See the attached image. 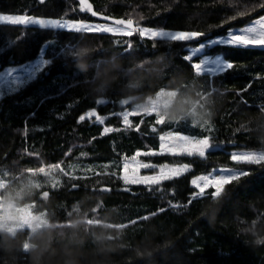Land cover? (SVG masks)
<instances>
[{
	"label": "trees",
	"instance_id": "1",
	"mask_svg": "<svg viewBox=\"0 0 264 264\" xmlns=\"http://www.w3.org/2000/svg\"><path fill=\"white\" fill-rule=\"evenodd\" d=\"M87 2L132 21V35L0 23V70L34 62L42 51L48 62L0 100V198L32 204L46 219L35 230L0 226V264H264V245L244 231L264 234V164L231 158L264 152V47L209 44L264 15V0ZM79 9V0H0V14L104 23ZM143 27L203 35L153 41L141 38ZM215 55L233 67L197 75L191 65ZM133 80L141 87L128 92ZM105 82L106 92L98 91ZM161 91L173 93L171 103L195 100L190 114H136L125 128L123 112L133 106L123 96L143 100ZM204 109L210 121L195 122ZM92 110L103 125L94 117L78 123ZM104 127L120 130L102 135ZM168 132L208 138L211 149L203 157L141 155L157 166L143 174L164 164L190 171L159 185H125L124 160L159 152ZM223 168L242 171L241 178L218 199L208 195L212 188L193 199L191 181Z\"/></svg>",
	"mask_w": 264,
	"mask_h": 264
},
{
	"label": "snow or ice",
	"instance_id": "2",
	"mask_svg": "<svg viewBox=\"0 0 264 264\" xmlns=\"http://www.w3.org/2000/svg\"><path fill=\"white\" fill-rule=\"evenodd\" d=\"M80 2V11L81 12H89L91 15L95 16L97 13L92 10L91 4L87 2V0H79ZM19 17V19H17ZM0 23H9V24H38L41 28L51 27V28H60L66 29L69 31H81L82 29H93V24L89 23H81L74 22L71 20H36L34 18L26 17L25 15H0ZM117 25H123L127 23L128 26L132 25L131 21L125 22L122 20L114 21ZM257 26L246 27L242 31L244 34L242 35H233L231 32L228 34V38L218 39L209 41V44H227L233 46H258L264 45V18H261L256 21ZM107 31H111L113 34H126L132 35L131 32L123 33V29L111 28L107 29ZM139 34L142 39L147 40H159V41H191L203 35L202 33H188L181 31H163V30H154L148 27H143L140 29ZM204 48V45L201 44L198 48H195L193 51V55L199 54L200 51ZM186 60H191V56L185 57ZM47 61L42 62V66L47 65ZM193 70L197 75H201L202 72L211 73L212 75H216L218 73H222L225 69H231L233 67L232 63H225L221 59H202L198 63H193L191 65ZM102 103V102H98ZM95 118V121L99 124L103 125L105 122V118L101 117L97 114L95 110L89 111L86 115H81L78 119V123L83 122L86 118ZM122 122L125 128L133 127L130 116L128 113H124L122 116ZM159 121H157L158 123ZM120 129H115L113 127H104L102 135H106L112 133L114 131H119ZM155 131V129H153ZM173 132H168L165 135H161L159 137L161 141V151L160 152H136L135 155L131 157L132 164L130 165L128 162L123 164V169L125 174L120 176L119 178L124 182L125 185H135V184H145V185H159L163 181L172 180L175 177H179L184 173L190 171V166L188 164H180L178 166H169L168 164H164L159 166V171L153 175H143L139 174L140 169H149L157 167L151 163H142L137 158L141 155H162L165 153L171 155H182L186 154L188 156H200L203 157L205 155V151L211 147L210 140L208 138L204 139H193L187 140L186 136L176 137L174 138ZM177 140H183L189 147H184L183 144L177 143ZM231 158L237 164L244 163L248 165H262L264 164V154H254L250 152H245L243 154H235L233 153ZM131 167V174H128L129 168ZM222 172H231L230 175H200L194 178L191 181L193 187L197 188L193 194V199L197 197H203L206 195V189L214 188L215 191L208 194L213 200L218 199L224 191V188L229 183H232L234 180H238L241 178V175L238 171H233L232 169H227ZM247 173H245L246 175ZM227 177V178H226ZM128 188H125L124 191H128Z\"/></svg>",
	"mask_w": 264,
	"mask_h": 264
},
{
	"label": "rangeland",
	"instance_id": "3",
	"mask_svg": "<svg viewBox=\"0 0 264 264\" xmlns=\"http://www.w3.org/2000/svg\"><path fill=\"white\" fill-rule=\"evenodd\" d=\"M0 15H14V14H0ZM261 18H264V15L252 20L248 25H246L242 28H235V29L230 30L229 32H231L233 35H242V34H244L242 31L244 28L251 27V26H257L256 21L261 19ZM17 19H19V17H17ZM34 19H36V20H41V19H43V20H56V19L41 18V17H34ZM89 24H93V26H94L93 29H82L81 31H104V32L112 33L111 31H107V29L119 27V28L123 29V33L128 32V30L126 28L121 27V26H117V25L105 24V23H89ZM29 26H39V25L38 24H29ZM46 28H51V27H46ZM154 30H162V29H154ZM163 31H171V30H163ZM228 34L224 37H221L220 39L226 40L228 38ZM258 46L264 47V45H258ZM195 48H198V47L190 48L188 56H191L193 58L194 56L198 55V54L193 55V51ZM216 58H219L223 62L228 63L227 61L224 60V58L221 55L202 56L198 62H200L202 59H216ZM42 62H43V51H42L41 55L34 62L8 66V67H4L2 70H0V100L5 94L10 93L13 90H17L20 86H22L23 84L27 83L29 80L34 78L36 76V72L41 67L40 65L42 64ZM198 62H196V63H198ZM202 73H207V72H202ZM172 97H173V93L167 92V91H161L155 96L156 99L152 100L151 102L155 105L158 102L166 99L167 103L170 104ZM124 113H128L129 116H132V115H136V114H151V113L158 114L159 111H157L155 108H152V109H147L143 112H136L133 110V107H132V108H129L128 110L124 111L123 114ZM173 135H174V138L186 136L187 140H193V139H201L202 140V139H204V138H195V137L184 135V134L174 133ZM177 143L183 144L184 147H189V145L186 144L183 140H177ZM210 149H211V147L209 149H207L206 151H208ZM160 151H161V149H160ZM243 153H245V151L235 152V154H243ZM254 154L259 155V154H264V152H256ZM137 159L142 163H148V162L141 161L140 156ZM125 162H128L131 165L132 164L131 157L125 159L123 164ZM169 166H178V165H169ZM227 169H231V168L219 169V170L213 171L212 173H210L208 175L215 176V175H220V174H223V175L232 174L231 172H222V171H225ZM142 170H144V169H140V171H139V174L141 176L153 175V174H143ZM232 170L238 171L240 173V175L242 174V171H239L237 169H232ZM131 171H132V169L130 167L128 174H131ZM124 174H125V172H124V169L122 167V175H124ZM1 186H2V183L0 181V188H1ZM212 189H214V188H212ZM196 191H198L197 188H196ZM214 191H215V189H214ZM31 208H32V204L15 205L11 201H2L0 198V226H2L3 228H5L8 231H12V230L18 229V228H29V229L35 230L41 226H44V224L46 222L45 214L44 213H33ZM25 248L30 249L31 244H29V243L26 244Z\"/></svg>",
	"mask_w": 264,
	"mask_h": 264
},
{
	"label": "clouds",
	"instance_id": "4",
	"mask_svg": "<svg viewBox=\"0 0 264 264\" xmlns=\"http://www.w3.org/2000/svg\"><path fill=\"white\" fill-rule=\"evenodd\" d=\"M110 82L102 83L98 86V91L106 92ZM128 92H134L138 88L141 87V84L136 81H130L126 86ZM156 98L153 96L150 99H141L137 95H125L123 96V100L125 104H131L133 106V110L136 112H143L147 109L155 108L161 115H163L167 119H178L183 118L186 115H189L191 112V106L196 103L195 100H185L180 103H171L168 104L166 99L158 102L157 104H153L151 101ZM212 113L204 109L196 114L195 122L203 121L205 123L209 122L211 119ZM246 234H249L253 237V243L256 246L264 245V234H261L258 231L253 230L252 228H248L244 230Z\"/></svg>",
	"mask_w": 264,
	"mask_h": 264
},
{
	"label": "water",
	"instance_id": "5",
	"mask_svg": "<svg viewBox=\"0 0 264 264\" xmlns=\"http://www.w3.org/2000/svg\"><path fill=\"white\" fill-rule=\"evenodd\" d=\"M92 10L95 11L93 6H92ZM85 12L88 13V14H91V13H89L87 11H85ZM96 13H97V15H95V16L92 15V16L95 17L96 19H98L99 21L107 23V24L117 25V24L114 23V21H116V20H122V21L128 22V20H125V19L111 17V16H108V15H105V14H102V13H98V12H96ZM117 26L124 27V28H126L128 30H133L135 28V24L133 22H132L131 26H128L127 23H125L123 25H117Z\"/></svg>",
	"mask_w": 264,
	"mask_h": 264
},
{
	"label": "crops",
	"instance_id": "6",
	"mask_svg": "<svg viewBox=\"0 0 264 264\" xmlns=\"http://www.w3.org/2000/svg\"><path fill=\"white\" fill-rule=\"evenodd\" d=\"M208 74H211V73H208Z\"/></svg>",
	"mask_w": 264,
	"mask_h": 264
}]
</instances>
